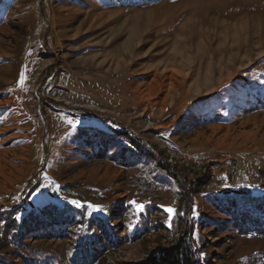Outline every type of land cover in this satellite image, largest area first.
Listing matches in <instances>:
<instances>
[{
	"label": "rangeland",
	"instance_id": "1",
	"mask_svg": "<svg viewBox=\"0 0 264 264\" xmlns=\"http://www.w3.org/2000/svg\"><path fill=\"white\" fill-rule=\"evenodd\" d=\"M181 174L209 175L189 215ZM245 196L264 208V0H0V209L65 210L29 264H138L186 225L200 264H264Z\"/></svg>",
	"mask_w": 264,
	"mask_h": 264
},
{
	"label": "trees",
	"instance_id": "2",
	"mask_svg": "<svg viewBox=\"0 0 264 264\" xmlns=\"http://www.w3.org/2000/svg\"><path fill=\"white\" fill-rule=\"evenodd\" d=\"M163 165L164 167L169 166L165 163ZM176 178L185 189V193L182 194L181 205L183 211L189 215L192 194L202 191L209 180V175L207 174L192 182L188 181L185 174L177 175ZM258 201L257 196H251V198L245 196L239 200L240 211H234V208L238 206L236 203L227 208V210L233 212L234 217L239 219V225L246 226L244 231H251L255 226L253 222H260L261 217L257 212L262 213L264 208L257 206ZM246 204H249V206L245 207ZM261 204L264 205V202H261ZM20 211V206L2 207L0 209V222H2L0 226V264L36 263L39 259L36 258L39 257L37 256L39 252L37 253L36 248L31 246V241L40 237H53L60 229L55 227L57 225L63 226L66 222L64 218L55 221V216L62 215L65 212L64 209L57 212L58 207L56 205L47 204L42 209H32L22 217H18ZM259 233L264 235V227L259 230ZM9 247L13 251L9 255H14V258L6 259L7 255L4 251ZM138 264H200L193 239L192 226L186 225L179 230V234L172 244L154 250L147 259Z\"/></svg>",
	"mask_w": 264,
	"mask_h": 264
}]
</instances>
